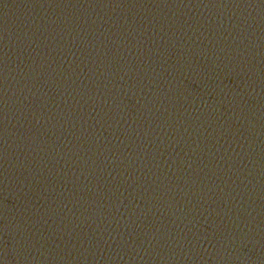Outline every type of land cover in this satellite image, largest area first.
Listing matches in <instances>:
<instances>
[{"label": "water", "instance_id": "obj_1", "mask_svg": "<svg viewBox=\"0 0 264 264\" xmlns=\"http://www.w3.org/2000/svg\"><path fill=\"white\" fill-rule=\"evenodd\" d=\"M0 264H264V0H0Z\"/></svg>", "mask_w": 264, "mask_h": 264}]
</instances>
